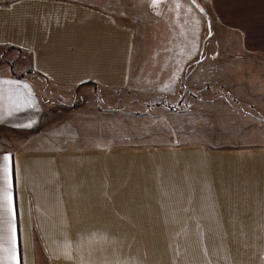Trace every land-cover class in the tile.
I'll list each match as a JSON object with an SVG mask.
<instances>
[{
  "label": "crops",
  "instance_id": "0c3cea01",
  "mask_svg": "<svg viewBox=\"0 0 264 264\" xmlns=\"http://www.w3.org/2000/svg\"><path fill=\"white\" fill-rule=\"evenodd\" d=\"M183 87L204 138L106 132ZM83 244L264 264V0H0V264H83Z\"/></svg>",
  "mask_w": 264,
  "mask_h": 264
},
{
  "label": "rangeland",
  "instance_id": "374dc122",
  "mask_svg": "<svg viewBox=\"0 0 264 264\" xmlns=\"http://www.w3.org/2000/svg\"><path fill=\"white\" fill-rule=\"evenodd\" d=\"M226 89L227 88L225 87V90ZM221 90L222 88L215 90L214 93L217 94L212 99H210V101H213L214 105L220 106L225 104L224 102L226 100H229L222 97L223 92ZM227 90L229 91V89ZM188 91L191 92L190 90L185 91V87H183L181 96L176 102H172L171 104H157L149 115H144V118L139 119L135 117L134 119H128L123 125L118 124L117 131L111 130L106 132H111L113 134L117 133L121 137L128 135L141 136L143 133L144 135L146 133L148 136H164L168 138H175L181 131L184 134H187L186 132H189V130H191L190 128L193 126L194 131H197V136L199 138H204L206 128L212 127V125H210L209 121L207 120L208 116L204 112L203 106L205 105V99L198 91H195V94L197 95L191 94ZM236 100L237 99H235V101ZM121 117V115H118L117 123H121ZM246 121V119H243L242 116L239 115L240 123ZM184 130H186V132ZM201 140L205 141L207 139H200L198 141ZM189 141L195 142L197 140L191 138ZM166 144L171 143L167 142ZM192 147L196 150L195 152H192V158L194 156L196 157V155H200L197 160L208 156V158L205 157V161H208L210 155L213 153L211 151L212 147H207L204 145H192ZM199 163L204 164V161ZM201 164L197 165L196 168L204 170L205 167ZM216 164H219L218 167L221 166V163L216 162ZM117 245L118 244L111 246L106 245L105 247L102 245L101 248H97L98 244H96L93 248L90 244H83L81 245V261L83 264H114L116 262V258L114 257L117 255V252L113 250V248ZM102 250L109 252L110 255L108 258H101Z\"/></svg>",
  "mask_w": 264,
  "mask_h": 264
},
{
  "label": "snow or ice",
  "instance_id": "6c2138e0",
  "mask_svg": "<svg viewBox=\"0 0 264 264\" xmlns=\"http://www.w3.org/2000/svg\"><path fill=\"white\" fill-rule=\"evenodd\" d=\"M4 199L7 201V205H8V207H9V210H11V209H10V206H11V199H12L11 194L8 193V194L5 196Z\"/></svg>",
  "mask_w": 264,
  "mask_h": 264
}]
</instances>
